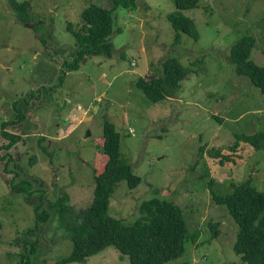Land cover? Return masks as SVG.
<instances>
[{
	"label": "rangeland",
	"instance_id": "obj_1",
	"mask_svg": "<svg viewBox=\"0 0 264 264\" xmlns=\"http://www.w3.org/2000/svg\"><path fill=\"white\" fill-rule=\"evenodd\" d=\"M17 1L26 2L25 11L0 0V122L16 118L19 108L26 113L6 127L21 134L9 150L13 171L0 160V264H21L32 244L31 264H57L70 254L72 241L53 203L65 192L75 210L90 204L94 165L106 160L105 119L119 132L120 158L140 176L132 188L116 182L107 212L131 222L141 201L156 193L179 205L187 231L183 252L164 264H245L234 252L237 223L210 189L225 194L250 178L264 191V142L230 149L234 134L264 130V93L236 73L230 57L235 40L251 33L250 59L264 64V0H198L179 9L194 20L198 37L180 33L178 43L166 17L173 0L120 4L112 12L110 54L88 55L76 70L64 65L76 47L67 24L79 28L84 6L108 7L112 0ZM167 56L186 75L171 96L152 102L136 80L159 75ZM8 142L0 134V145ZM217 148L235 162L212 157ZM21 180L31 182L30 191L14 188ZM37 204L49 212L45 221L36 220ZM208 221L220 222L217 234ZM64 264L131 263L109 245Z\"/></svg>",
	"mask_w": 264,
	"mask_h": 264
},
{
	"label": "trees",
	"instance_id": "obj_2",
	"mask_svg": "<svg viewBox=\"0 0 264 264\" xmlns=\"http://www.w3.org/2000/svg\"><path fill=\"white\" fill-rule=\"evenodd\" d=\"M19 9L26 10V2L20 4L17 0H10ZM106 7L91 2L81 10L82 24L74 28L71 23L67 29L75 37V50L72 59L64 61L68 70H76L79 63L88 55L111 52L109 34L113 29L112 12L117 6H136V0H112ZM198 0H173L175 10L168 12L166 17L174 29L173 42L178 43L179 34L185 33L195 39L198 31L194 20L179 9L196 7ZM121 27L117 26V30ZM255 44V36L244 33L231 45V61L238 75L248 79L264 93V64L258 65L250 59V51ZM186 75L185 68L177 58L167 56L162 62L161 72L157 76L138 77L136 85L142 89L148 99L157 102L171 96L178 87L179 81ZM60 80L62 79L61 76ZM17 106V104L15 103ZM19 108V107H18ZM17 117L0 122V134L9 140L0 145V149L8 150L0 155L4 161V171L15 159L9 152L21 138V134L8 130V123L21 121L26 113L21 108L17 110ZM264 142V130L252 133H236L230 146L231 153H236L240 143H248L253 149L260 148ZM101 144V141H100ZM103 157L98 165H94L93 197L90 204L75 210L71 203H67V194L57 197L53 203L57 207L60 218L66 226L71 241L70 254L58 260L57 264L73 261H83L86 257L100 252L106 246H114L121 254L127 255L131 264H164L179 256L183 252V241L186 236V225L178 204L171 200L160 198L154 193L141 201L140 214L131 222L110 215L107 212L110 196L118 180L125 179L130 188L135 187L140 176L134 173L131 166L120 158L119 132L115 124L105 119L103 121ZM201 145L199 152L203 151ZM232 154H225L220 148L212 150L210 155L220 158V162H235ZM17 175V174H16ZM210 180V179H209ZM251 179L233 185L232 191L219 193L211 191L212 199L217 203L226 204L235 219L238 230L233 242L234 252L245 264H264V191L251 184ZM27 182V184H24ZM21 180L12 185L14 188L31 190V182ZM36 220L45 221L49 212L36 206ZM212 234L219 231L220 222H207ZM37 249L32 244L29 252L22 253L21 264H31L30 255ZM44 264V263H37Z\"/></svg>",
	"mask_w": 264,
	"mask_h": 264
}]
</instances>
